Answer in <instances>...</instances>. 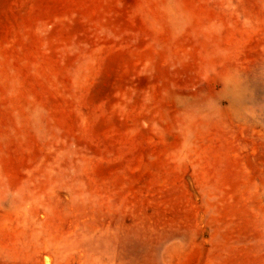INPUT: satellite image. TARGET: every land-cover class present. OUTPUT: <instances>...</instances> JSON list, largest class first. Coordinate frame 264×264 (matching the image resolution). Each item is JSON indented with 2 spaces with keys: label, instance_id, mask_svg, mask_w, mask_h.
Returning a JSON list of instances; mask_svg holds the SVG:
<instances>
[{
  "label": "rangeland",
  "instance_id": "rangeland-1",
  "mask_svg": "<svg viewBox=\"0 0 264 264\" xmlns=\"http://www.w3.org/2000/svg\"><path fill=\"white\" fill-rule=\"evenodd\" d=\"M0 264H264V0H0Z\"/></svg>",
  "mask_w": 264,
  "mask_h": 264
}]
</instances>
